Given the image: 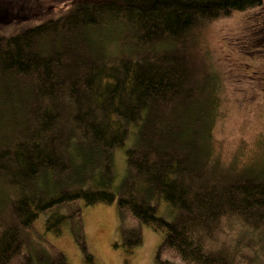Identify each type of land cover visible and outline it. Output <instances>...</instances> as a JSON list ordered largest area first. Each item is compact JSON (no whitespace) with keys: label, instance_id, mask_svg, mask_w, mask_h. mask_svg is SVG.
<instances>
[{"label":"trees","instance_id":"1","mask_svg":"<svg viewBox=\"0 0 264 264\" xmlns=\"http://www.w3.org/2000/svg\"><path fill=\"white\" fill-rule=\"evenodd\" d=\"M30 1L0 0V264H68L32 240L40 212L95 264L78 201L116 204L126 252L141 243L127 216L160 232L156 264L250 262L241 226L264 231V167L215 152L220 101L192 47L206 23L264 0H67L9 32L42 14Z\"/></svg>","mask_w":264,"mask_h":264},{"label":"rangeland","instance_id":"2","mask_svg":"<svg viewBox=\"0 0 264 264\" xmlns=\"http://www.w3.org/2000/svg\"><path fill=\"white\" fill-rule=\"evenodd\" d=\"M32 4L34 11H42V14L6 26L9 32L59 15L67 0H34ZM197 34L191 48L193 56L199 66L204 64L209 69L214 79L213 96L220 101L219 116L213 128L215 152L224 164L234 160L236 166L264 167V3L208 22ZM115 157L119 177L124 168L122 152L116 151ZM78 205L81 206L83 240L95 264H156L154 255L161 241L160 232L127 216L125 224L139 229L141 243L126 252L121 243V216L115 203L83 205L78 201ZM164 209L162 201L158 213H163ZM45 216L46 212H40L33 221L29 229L32 240L51 244L66 256L68 264H88L83 260L80 244L70 226L63 225L61 233L54 235L44 229ZM231 225L229 243L241 226ZM243 225L245 238L251 242L242 246L243 252L252 254L247 264H264V231Z\"/></svg>","mask_w":264,"mask_h":264}]
</instances>
